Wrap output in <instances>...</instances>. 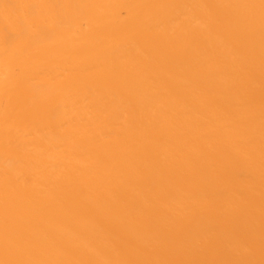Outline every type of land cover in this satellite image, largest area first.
Instances as JSON below:
<instances>
[{"label": "bare ground", "instance_id": "obj_1", "mask_svg": "<svg viewBox=\"0 0 264 264\" xmlns=\"http://www.w3.org/2000/svg\"><path fill=\"white\" fill-rule=\"evenodd\" d=\"M0 264H264V0H0Z\"/></svg>", "mask_w": 264, "mask_h": 264}]
</instances>
